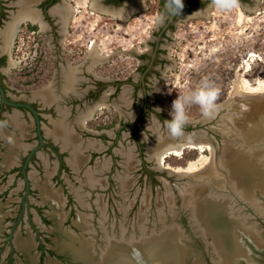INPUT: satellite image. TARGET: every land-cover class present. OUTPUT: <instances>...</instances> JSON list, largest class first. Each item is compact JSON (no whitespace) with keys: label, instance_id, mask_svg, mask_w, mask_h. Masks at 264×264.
<instances>
[{"label":"flooded vegetation","instance_id":"1","mask_svg":"<svg viewBox=\"0 0 264 264\" xmlns=\"http://www.w3.org/2000/svg\"><path fill=\"white\" fill-rule=\"evenodd\" d=\"M257 1L0 0V264H95L110 240L135 239L133 170L140 163L151 174L145 155L158 165V138L173 124L161 87L176 64L177 29L215 6L250 13ZM78 6L119 27L101 57L93 42L84 55L68 45ZM19 34L27 58L14 77ZM176 220L190 235L188 214ZM191 245L212 264L199 237Z\"/></svg>","mask_w":264,"mask_h":264},{"label":"rangeland","instance_id":"2","mask_svg":"<svg viewBox=\"0 0 264 264\" xmlns=\"http://www.w3.org/2000/svg\"><path fill=\"white\" fill-rule=\"evenodd\" d=\"M78 7L83 10L74 17V32L69 37L71 42L68 45L82 49L83 53L80 55H84L85 49L93 42L91 51L101 57L98 54L99 48L101 52L106 36L117 38L119 27L115 29V25L108 26L113 20L106 19L105 15L93 12L88 7ZM179 27L176 38L180 47L172 50L176 64L174 69L166 73L161 87L165 94L167 113L173 120L170 126L176 131L183 128H205L220 141L222 136L210 131L208 126L222 130L224 119L227 118L231 121L237 120L235 127H239L244 122H253L264 111V90L249 92L252 89L250 86H256L259 80L264 79V0H258L250 13L242 12L235 4L221 8L215 6L206 17L198 15ZM22 39L19 34L16 46L22 44ZM23 50L25 49L22 46L21 49L17 47V52H13L14 60L18 64L13 70L14 77L23 70L22 66L27 58ZM246 82L249 85H245ZM19 85L23 89L35 86L32 83L29 86L22 85V82ZM242 85L244 86L241 87ZM237 87L241 88L234 90ZM244 87L246 91L243 90ZM233 112L237 118L230 117ZM204 117L209 119L197 122ZM145 156L147 162L144 166L151 174L146 173L140 163L133 171L137 179L141 177L138 183L140 204L148 202L151 206L148 211L154 210L157 195H161L164 201L169 192H172L173 205L177 207L182 200L175 197L176 190L188 194V190L193 189L189 179H203L208 183L205 179L208 175L203 173L211 170L212 148L185 147L179 155H166L158 165L147 154ZM190 164L194 169L192 172H180ZM170 171L180 173L181 176L177 177ZM215 172L216 169H212L210 173L212 175Z\"/></svg>","mask_w":264,"mask_h":264},{"label":"water","instance_id":"3","mask_svg":"<svg viewBox=\"0 0 264 264\" xmlns=\"http://www.w3.org/2000/svg\"><path fill=\"white\" fill-rule=\"evenodd\" d=\"M0 93L5 100L1 86ZM26 106L35 114L38 122L33 108L27 104ZM233 116L237 118L234 112L230 117ZM208 119L204 117L197 122ZM224 121L222 130L212 125L207 127L222 136L220 141L205 128H183L176 131L170 125L166 127L167 140L159 142L162 148L169 144L183 145L186 141H203L211 146L213 159L209 171L216 169V172L212 175L210 172L203 174L208 175L205 179L212 185L201 188L195 179H189L197 192L186 195L176 190L175 197L182 200L177 207L173 205L172 192L164 197L165 202L161 195H157L154 210L150 211V221L145 217L150 206L146 201L141 202V221H137L138 235L135 239L123 238L125 243L132 242L126 246L131 254L127 249L124 252L119 248L107 250V244L98 258L91 256V262L106 264L104 255L109 254L111 258L118 254L128 255L131 264H204L191 245L193 239L199 237L212 264H261L259 261L264 257V111L253 122H244L239 127H235L237 120L226 118ZM170 173L181 176L173 171ZM243 173L245 176L238 177L240 183L237 181L235 184V175ZM214 185L217 187L215 193ZM213 196H216L217 201L215 197L210 199ZM248 208L251 210L243 211ZM185 212L188 214L190 235L186 234L176 220L178 214ZM70 252L73 254L71 250ZM250 257L254 263L250 261ZM79 262L86 263L82 259Z\"/></svg>","mask_w":264,"mask_h":264},{"label":"bare ground","instance_id":"4","mask_svg":"<svg viewBox=\"0 0 264 264\" xmlns=\"http://www.w3.org/2000/svg\"><path fill=\"white\" fill-rule=\"evenodd\" d=\"M92 7H94L93 5H92ZM91 7V8H92ZM120 17H122V16H120ZM14 33V32H13ZM239 81V80H238ZM237 83V82H236ZM238 84V83H237ZM245 85H249L247 82L245 83ZM240 86V85H239ZM244 85H242L241 87H243ZM241 87H237V88H235L234 90H236V89H239V88H241ZM250 88H252V89H249L250 91L249 92H251V90H252V93H253V91L254 92H259V91H263L264 90V79L263 80H259L258 82H257V84H256V86H250ZM243 89V88H242ZM246 88L244 87V91H246L245 90ZM248 90V89H247ZM248 92V91H247ZM246 92V93H247ZM262 93V92H261ZM244 94V93H243ZM242 95V94H241ZM247 95V94H246ZM52 97H54V94H53V92L52 91H46V92H44V94H43V98L45 99V100H50ZM247 103V102H246ZM245 103V104H246ZM243 104V103H242ZM248 105V104H247ZM250 105V104H249ZM243 106V105H242ZM249 107V106H248ZM250 108V107H249ZM248 108V109H249ZM263 109V108H262ZM246 111V110H245ZM251 112V111H250ZM57 129V128H56ZM55 132V131H54ZM55 134V133H54ZM55 136V135H54ZM161 139L162 140H167V137H162V136H160L159 138H158V140L159 141H161ZM169 139V138H168ZM165 146H167V145H164V147L160 150V152H158V153H156V155H157V158H158V163L159 164H161V162H162V160H163V158L166 156V155H169V154H175V155H179L180 154V152L185 148V147H195V148H202V147H207V148H211V146L208 144V143H206V142H201V141H186V142H184V144L182 145V144H178L177 146H174V145H168L167 147H165ZM78 151V150H77ZM10 155V154H9ZM128 162V161H127ZM180 169V168H179ZM192 170H194L193 168H192V164H190L186 169H181V171L180 172H187V171H191L192 172ZM178 171V170H177ZM174 172V171H173ZM179 172V171H178ZM176 173V172H175ZM245 176V173H243V174H237V175H235L236 177L234 178L235 179V184H237L238 182H239V178L238 177H240V176ZM245 178V177H244ZM122 179V178H121ZM201 179V178H200ZM238 182H237V181ZM197 181V180H196ZM198 182V184L201 186V188H203L205 185H206V187H208V186H210V185H212L211 183H209V181H207L208 183H206L203 179H201V180H198L197 181ZM122 183H124L123 181H122ZM240 183V182H239ZM123 186V185H122ZM215 188H217L216 187V185H214V190H213V193H215ZM197 192V190L195 191V189H192V188H190L189 190H188V194H186V195H190L191 193H196ZM215 195H217V194H215ZM214 197H215V199H216V196H213V197H211L210 199H214ZM220 200V199H219ZM218 200V201H219ZM216 201H217V199H216ZM223 201V200H222ZM224 204V203H223ZM231 214V213H230ZM237 217V216H236ZM238 218V217H237ZM233 219V218H232ZM228 228V227H227ZM229 229V228H228ZM227 231V230H226ZM236 237H238L239 235H238V233H236ZM109 240V239H108ZM121 241V240H120ZM111 242V240L108 242V247H109V250H117L116 248H119V249H121V251L122 252H124L123 250H125V249H127L126 248V246L127 245H129V244H131L132 242H129V243H125V242H123L124 240H122L121 242ZM74 242V241H73ZM67 245V247H69V244H66ZM85 247H87V245L85 246ZM241 249V248H240ZM240 249L238 250V251H240ZM244 249L242 248V251H243ZM81 252H84V253H88V251L89 250H80ZM80 251H78V252H80ZM127 252H129L130 253V251L127 249ZM131 254V253H130ZM84 255H86V254H84ZM88 255L90 256V254L88 253ZM121 256H123V257H121ZM223 256H225V255H223ZM104 257H105V261H106V264H131L130 263V258H128V255H126V256H124V255H116V256H112L111 258H107L106 257V255H104ZM79 258V257H78ZM79 259H81V258H79ZM82 260H85V264H88V260L85 258V259H82ZM96 261V260H95ZM103 261V260H102ZM250 261L251 262H253V259L250 257ZM142 263H144V260H142L141 261ZM96 263V262H95ZM104 263V262H103ZM254 263V262H253Z\"/></svg>","mask_w":264,"mask_h":264},{"label":"built area","instance_id":"5","mask_svg":"<svg viewBox=\"0 0 264 264\" xmlns=\"http://www.w3.org/2000/svg\"><path fill=\"white\" fill-rule=\"evenodd\" d=\"M23 44H24V41H23V39H22V44H21V45H19V46L22 48Z\"/></svg>","mask_w":264,"mask_h":264},{"label":"trees","instance_id":"6","mask_svg":"<svg viewBox=\"0 0 264 264\" xmlns=\"http://www.w3.org/2000/svg\"><path fill=\"white\" fill-rule=\"evenodd\" d=\"M161 1H163V0H161Z\"/></svg>","mask_w":264,"mask_h":264}]
</instances>
